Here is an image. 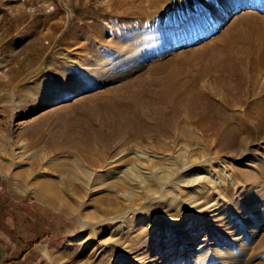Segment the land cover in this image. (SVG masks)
Here are the masks:
<instances>
[{"label": "rangeland", "instance_id": "obj_1", "mask_svg": "<svg viewBox=\"0 0 264 264\" xmlns=\"http://www.w3.org/2000/svg\"><path fill=\"white\" fill-rule=\"evenodd\" d=\"M97 34L111 45L96 49ZM226 36L241 57L264 51V0H0V228L11 238L0 264L258 260L264 128L227 144L184 110L164 129L172 100L160 89L188 86ZM252 71L245 84L214 73L192 85L212 114L230 102L239 112L264 93V68Z\"/></svg>", "mask_w": 264, "mask_h": 264}, {"label": "bare ground", "instance_id": "obj_2", "mask_svg": "<svg viewBox=\"0 0 264 264\" xmlns=\"http://www.w3.org/2000/svg\"><path fill=\"white\" fill-rule=\"evenodd\" d=\"M85 28H87V27H85ZM86 39H88V40L81 41L80 45L78 46L79 52L83 53V54H85L87 48L92 47L90 44L88 36ZM93 39L95 40L94 42L96 43V44H94V45H96L95 48L97 47L96 49L101 50V48H99V47H102V45H105V44L111 45L109 40H104L103 35L100 36L99 34H97L94 36ZM184 41H186L185 38L181 37V36L174 38L173 45L175 47L181 46L184 43ZM215 43H217V46L213 47V48H209L206 52L208 65L205 67V69L202 72H199L198 76L197 75L194 76L189 81L188 86L185 84V86H187V87L184 86L183 88H180L179 85L175 86V87H171V86H173L172 80H169V83L166 84V86L164 87L165 89L164 88H163L164 90H162V88L160 89L161 90V95H160L161 101L167 102L169 99L172 100V103L170 105V109H171L170 116L171 117L170 116L168 117L167 122H169V123H168V125H164V129H166L167 126L170 128L172 126H175L176 128H178L179 124L178 125L176 124L177 122L175 121V116L178 114L180 115L184 110H186V112L188 111L189 113H184V112L183 113L185 115L187 114V118L195 124V127L197 130H199L202 134H205L207 131H212V135L215 137V139L219 140V142H222L224 140V142L227 144L233 143L235 141L236 137L239 136L240 134H245L246 136L252 135V134L254 136H259L261 130L264 128V93L261 94L258 98H255L249 102L246 101L245 97H239L236 103L241 105L242 103H244L246 101V108L239 111V112L234 110V109H236V110L239 109L238 107H236L237 105L234 104L235 102H230V103H228V109H227V107L225 108V109H227V111L226 110L225 111H218V113L212 114L209 111V108H208L209 105H207L209 102L208 103L206 102L207 104L205 102H203V100L206 99V97L204 96V94H202V91L200 89H198L197 87L193 86L192 83H194L193 81H196L197 77H200L203 74H209L210 75V74H214V73H219V74H223V75L226 74L227 76L233 75L241 83L245 84L246 77L250 71H252V70L256 71L259 68H264V51H263V49L261 50L258 48L257 52L254 53L251 49L245 48L244 49L245 53H246V58H245V57H241L242 54H238V52L236 51V49L233 46V41L231 40V38L229 36L222 37V38L218 37L216 39ZM248 51L250 52L249 55H247ZM172 88H176L177 90L172 92V90H173ZM252 91L254 92V88L252 89ZM170 94H171V98L168 99V96H170ZM246 97H247V95H246ZM209 104H211V103H209ZM185 105L188 108V110H187V108L185 109ZM211 105H210V108H211ZM222 110H224V109H222ZM184 114H181L180 116H182ZM179 129L180 130L178 133L182 137L193 138V135L191 134V132L189 130L184 129L183 127L179 128ZM149 172L150 171H147L144 173L143 180L144 179L145 180L146 179L151 180V179H149L150 178ZM135 179H133V181L131 183V189H135V187H136L134 185L132 186V184L137 183V179L136 180ZM158 180H159V178H158ZM189 182L190 181H186V183H189ZM217 183L218 182H216V184H214V185L217 186ZM50 186L53 187L54 184H52ZM126 186L128 187V185H126ZM187 186H189V185L187 184ZM145 187H144V189H145ZM35 198L37 201H39L40 203H43L44 205H49L51 207L55 206V202L51 198L49 199L46 196V193L42 189L41 190L39 189L35 192ZM216 211H217V208L211 209L210 214H208V216H207L210 218L209 220L213 223L218 220V219H216L217 218L216 216L218 214V212H216ZM210 221H208V222H210ZM223 231H225V230H223ZM256 244H257V246L254 249V253H256V251L257 252L263 251L262 252L263 254L260 255L258 260L254 261L250 264H264V241H258ZM169 246H170V244H169ZM45 247H46V245H45ZM41 250L38 247L37 251L41 252ZM251 251H252L251 252V254H252L253 250H251ZM146 255L147 254H145V256L141 257V259L143 258L142 259L143 263H141L140 261H139V263H141V264H159L160 263L159 260L158 261L156 260L157 257H155L153 254L150 256V257H152V259H148L149 257H146ZM254 258L252 255H250V257H248L247 259L245 257V260L243 258L242 261L248 260V262H249L252 259L254 260ZM36 260H37L36 261L37 264H41V262L43 261V259L41 257L36 259ZM136 260H138V259H136ZM153 261H154V263H153Z\"/></svg>", "mask_w": 264, "mask_h": 264}, {"label": "crops", "instance_id": "obj_3", "mask_svg": "<svg viewBox=\"0 0 264 264\" xmlns=\"http://www.w3.org/2000/svg\"><path fill=\"white\" fill-rule=\"evenodd\" d=\"M10 240H11V238H10V234H8V233L5 231V229L2 230V229L0 228V242H1V243H5V244H7L8 241H10ZM9 245H13V246H14V241H13V242H10ZM10 252H11V251H10Z\"/></svg>", "mask_w": 264, "mask_h": 264}]
</instances>
